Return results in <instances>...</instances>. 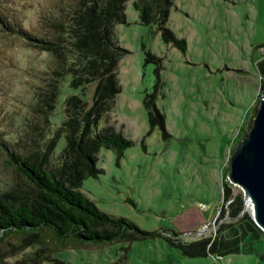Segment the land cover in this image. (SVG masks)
Wrapping results in <instances>:
<instances>
[{"label":"rangeland","instance_id":"374dc122","mask_svg":"<svg viewBox=\"0 0 264 264\" xmlns=\"http://www.w3.org/2000/svg\"><path fill=\"white\" fill-rule=\"evenodd\" d=\"M64 1L0 0V14L39 34L41 19L55 14ZM122 11L124 21L110 29L126 51L114 63L118 89L104 116L131 143L116 162L108 148L98 147L94 164L101 172L83 176L77 188L99 209L141 228H171L183 239L210 235L217 223L231 219L225 215L226 202L235 192L248 215L225 168L229 147L245 131L264 92L253 66L263 55L264 0H170L164 24L182 38V51L162 42L153 23L138 22L130 0H123ZM46 58L38 46L0 33V137L6 149L23 153L29 148L34 135L26 125L32 119L29 105ZM67 79L64 75L59 83L49 126L59 121L65 94L88 98L91 84L69 86ZM143 92L151 94L159 124H147ZM61 143L59 133L53 151ZM12 173L0 147V190ZM252 246L255 252L187 256L153 235L53 246L51 255L59 262L49 264H264L257 255L264 254V236Z\"/></svg>","mask_w":264,"mask_h":264},{"label":"trees","instance_id":"16d2710c","mask_svg":"<svg viewBox=\"0 0 264 264\" xmlns=\"http://www.w3.org/2000/svg\"><path fill=\"white\" fill-rule=\"evenodd\" d=\"M130 4L138 22L153 23L162 42L182 51V38L164 24L170 0H130ZM122 5L123 0H65L55 14L41 19L44 28L39 34L0 14V33L19 36L47 54L43 75L35 84L29 105L32 119L26 125L34 133L29 148L23 153L6 149L0 137V147L13 171L0 190V264H49L59 262L51 255L53 246L128 242L153 235L187 256L255 252L253 240L264 236L249 215L240 210L238 191L226 202L225 215L231 219L217 223L210 235L183 239L177 230L141 228L123 215L99 209L78 190L83 176L101 172V167L94 164L98 147L108 148L116 162L121 150L131 143L104 116L118 89L114 63L126 51L112 39L110 29L112 23L124 21ZM150 56L145 53V57ZM253 66L262 91L264 56L255 59ZM64 75L68 76L69 86L89 83L91 89L87 99L78 93L65 94L61 117L57 124L49 126L47 117ZM141 104L147 124H159L150 93L143 92ZM59 133L62 143L53 151ZM222 196H227L225 187ZM257 255L264 261L263 253Z\"/></svg>","mask_w":264,"mask_h":264},{"label":"water","instance_id":"95a60500","mask_svg":"<svg viewBox=\"0 0 264 264\" xmlns=\"http://www.w3.org/2000/svg\"><path fill=\"white\" fill-rule=\"evenodd\" d=\"M225 177L239 187L250 220L264 235V93L258 94L244 134L227 155Z\"/></svg>","mask_w":264,"mask_h":264},{"label":"built area","instance_id":"2783aa9c","mask_svg":"<svg viewBox=\"0 0 264 264\" xmlns=\"http://www.w3.org/2000/svg\"><path fill=\"white\" fill-rule=\"evenodd\" d=\"M260 50H261L260 53L263 54L261 57H263L264 56V46H260ZM257 77H259V75ZM262 93H264V92H262Z\"/></svg>","mask_w":264,"mask_h":264},{"label":"bare ground","instance_id":"6f19581e","mask_svg":"<svg viewBox=\"0 0 264 264\" xmlns=\"http://www.w3.org/2000/svg\"><path fill=\"white\" fill-rule=\"evenodd\" d=\"M244 201L246 202V206H247V208L249 209L248 201H247L246 199H244Z\"/></svg>","mask_w":264,"mask_h":264}]
</instances>
